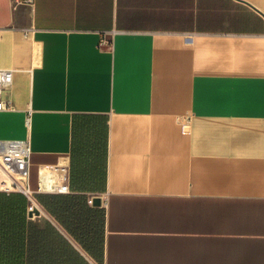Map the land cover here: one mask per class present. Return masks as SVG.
I'll list each match as a JSON object with an SVG mask.
<instances>
[{"label":"crops","instance_id":"obj_1","mask_svg":"<svg viewBox=\"0 0 264 264\" xmlns=\"http://www.w3.org/2000/svg\"><path fill=\"white\" fill-rule=\"evenodd\" d=\"M0 69L16 107L0 140H29L33 193L0 186V255L264 264V0H0ZM97 116L105 190L73 191V125ZM43 168L63 179L43 189Z\"/></svg>","mask_w":264,"mask_h":264},{"label":"trees","instance_id":"obj_2","mask_svg":"<svg viewBox=\"0 0 264 264\" xmlns=\"http://www.w3.org/2000/svg\"><path fill=\"white\" fill-rule=\"evenodd\" d=\"M92 122V123H90ZM107 145L108 127L103 117L83 118L80 123L73 125V139L70 151L69 185L73 191L85 189L90 192H103L106 184L107 169ZM42 205L39 199H37ZM17 202L22 205L25 211L28 207L27 199L17 194ZM0 208V218L2 217ZM16 228L18 240L25 228L24 219L18 214ZM22 220V221H21ZM4 224L0 223V232L4 231ZM53 234L51 227L47 224L43 229L34 226V247L41 244L42 237H49ZM21 247L20 240L18 241ZM39 253V254H38ZM25 256L24 253L12 255H0V264H43L50 260L43 257L40 252Z\"/></svg>","mask_w":264,"mask_h":264},{"label":"built area","instance_id":"obj_3","mask_svg":"<svg viewBox=\"0 0 264 264\" xmlns=\"http://www.w3.org/2000/svg\"><path fill=\"white\" fill-rule=\"evenodd\" d=\"M16 4L33 5L34 0H14ZM106 41L103 40L102 44ZM14 79V70L0 69V112H14L16 107L11 100L10 91ZM30 143L28 139H2L0 140V172L7 178L18 174L23 178L21 186L16 183L11 184L14 188L24 192L26 196L32 198L33 193L24 186V180L28 176L30 167ZM57 190L61 193H68V184H62ZM37 208L36 203L30 206V210Z\"/></svg>","mask_w":264,"mask_h":264},{"label":"bare ground","instance_id":"obj_4","mask_svg":"<svg viewBox=\"0 0 264 264\" xmlns=\"http://www.w3.org/2000/svg\"><path fill=\"white\" fill-rule=\"evenodd\" d=\"M39 172H40L41 187L43 189L47 188L48 184L50 183H53V182H56L57 184L60 183L61 179H63L62 176L64 174L60 168H51V169L43 168ZM16 175L17 176L7 178V180L0 181V186L2 188H6L13 183H16L17 185L21 186V184H23V178L18 174Z\"/></svg>","mask_w":264,"mask_h":264},{"label":"water","instance_id":"obj_5","mask_svg":"<svg viewBox=\"0 0 264 264\" xmlns=\"http://www.w3.org/2000/svg\"><path fill=\"white\" fill-rule=\"evenodd\" d=\"M92 203H93V205H100V203H101V200H100V197H95V198H93V200H92ZM40 214V210L38 209V208H36V207H34L30 212H29V216H32V215H34V216H38Z\"/></svg>","mask_w":264,"mask_h":264},{"label":"rangeland","instance_id":"obj_6","mask_svg":"<svg viewBox=\"0 0 264 264\" xmlns=\"http://www.w3.org/2000/svg\"><path fill=\"white\" fill-rule=\"evenodd\" d=\"M14 176H17L16 174ZM0 178L1 180H7V176H5L2 172H0Z\"/></svg>","mask_w":264,"mask_h":264}]
</instances>
